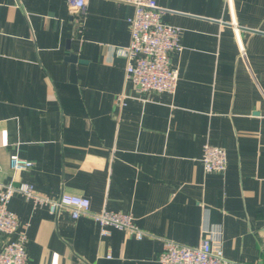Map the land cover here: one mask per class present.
Here are the masks:
<instances>
[{"label": "crops", "instance_id": "1", "mask_svg": "<svg viewBox=\"0 0 264 264\" xmlns=\"http://www.w3.org/2000/svg\"><path fill=\"white\" fill-rule=\"evenodd\" d=\"M155 2L180 30L172 94L124 81L132 5L0 0V182L85 196L144 232L101 236L89 214L16 193L27 264H159L165 239L194 246L212 229L233 264H264V0ZM204 143L225 148L223 172L204 171ZM14 155L33 166L11 170Z\"/></svg>", "mask_w": 264, "mask_h": 264}, {"label": "built area", "instance_id": "2", "mask_svg": "<svg viewBox=\"0 0 264 264\" xmlns=\"http://www.w3.org/2000/svg\"><path fill=\"white\" fill-rule=\"evenodd\" d=\"M133 6L129 18L130 41L120 49L126 58L124 81L131 83L138 93L166 92L172 94L178 81V69L171 64L173 51L181 49L179 28L162 20L163 11L155 0H114ZM77 13L86 11V0H68ZM236 29V25H233ZM240 54L245 55L244 47ZM125 95L117 96V102L124 105ZM205 172H223L227 166V154L223 147L204 143L200 157ZM33 162L20 156H11L13 171L28 170ZM19 193L35 205L47 206L51 213L68 208L73 219L89 214L99 226L101 236L109 234V228H116L136 238L144 232L135 224L129 212H115L102 209L90 212V201L85 196L63 193L58 198L39 194L33 183L20 181L17 184L0 182V264H27V237L17 232V216L8 207L11 197ZM17 232V233H16ZM197 245L188 246L165 239L158 255L159 264H233L222 251L221 240L216 229L208 230ZM16 234L14 238L11 235Z\"/></svg>", "mask_w": 264, "mask_h": 264}, {"label": "water", "instance_id": "3", "mask_svg": "<svg viewBox=\"0 0 264 264\" xmlns=\"http://www.w3.org/2000/svg\"><path fill=\"white\" fill-rule=\"evenodd\" d=\"M65 59L71 63V76L72 78H75L74 64L76 62H81L82 60H79L75 54H69Z\"/></svg>", "mask_w": 264, "mask_h": 264}]
</instances>
